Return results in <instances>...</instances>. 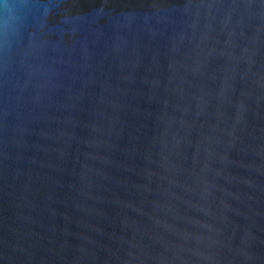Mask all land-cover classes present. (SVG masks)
<instances>
[{
    "label": "water",
    "instance_id": "obj_1",
    "mask_svg": "<svg viewBox=\"0 0 264 264\" xmlns=\"http://www.w3.org/2000/svg\"><path fill=\"white\" fill-rule=\"evenodd\" d=\"M0 264H264V0H0Z\"/></svg>",
    "mask_w": 264,
    "mask_h": 264
}]
</instances>
